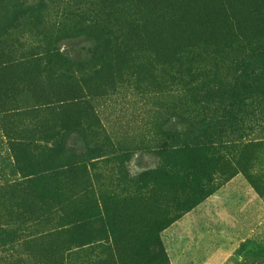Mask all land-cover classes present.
I'll list each match as a JSON object with an SVG mask.
<instances>
[{"label":"rangeland","instance_id":"1","mask_svg":"<svg viewBox=\"0 0 264 264\" xmlns=\"http://www.w3.org/2000/svg\"><path fill=\"white\" fill-rule=\"evenodd\" d=\"M25 1L28 6L35 0ZM242 1L225 0L228 13L234 16L235 32L239 40L249 38L263 43L264 0H259V12L255 11L254 3L244 0L242 4ZM168 6L167 1L139 2V38L129 39L130 44L139 45L133 64L126 66L128 76L124 75L111 89L104 86L101 96L91 101L107 137L119 152L127 153L123 169L135 182L124 192H117V201L109 208L114 219L113 235L107 243L94 242L83 250L66 243L63 233L48 239L43 238L46 233L34 235L11 247H0V264H264V68L248 67L246 62L240 64V49L236 44L228 46L227 54L213 55L215 50L201 43L211 42L219 33L221 16L216 14L217 5L178 4L173 11L187 24L173 19V11L166 10ZM159 9H164L161 17L156 13ZM198 12L203 16L202 25H211V31L189 22V17L198 16ZM14 17L11 3L1 2L0 42L15 46L18 52L29 45L43 46L39 29H43L44 22L37 29L30 26L23 29L13 21ZM48 18L45 33L61 21L55 12ZM197 33L200 37L189 49ZM93 39L88 32L74 33L58 37L53 47L74 64L75 70H81L82 64L91 58ZM178 56L183 69L193 62V66L203 67L210 75L217 64V74L231 88L238 79L236 87H242V103H234V109L225 118L218 110L212 126L200 127L206 116L191 103L183 86L171 82L172 73L168 74ZM17 75L18 80H23L25 90L16 92L15 98L9 95L7 103L16 104L18 110L2 113L0 103V187L21 180L14 159V153L20 151L10 147L13 142L28 138L45 145L42 140L54 115L51 106L40 98L63 91L62 86L51 81L36 79L27 83L28 74L23 69ZM2 89L0 83V94ZM232 101L228 98V102ZM188 120L196 130L188 129ZM177 135L223 136L232 147L225 155L231 169L214 172L206 195L193 204H185L184 195L179 196L165 183L155 184L148 176L147 183L137 182L141 175L165 168L167 163L155 152ZM51 144L52 141L47 146ZM66 149H72L69 153H79L85 145L80 137L73 135ZM110 167H103L101 174L95 173L93 181L102 185L105 192L116 189L115 183L114 188L108 187ZM73 183L63 188V198H72ZM11 204L8 197L0 200V215L9 212ZM43 230L53 231L41 227L34 231L39 234ZM69 248L77 255L68 256Z\"/></svg>","mask_w":264,"mask_h":264},{"label":"trees","instance_id":"2","mask_svg":"<svg viewBox=\"0 0 264 264\" xmlns=\"http://www.w3.org/2000/svg\"><path fill=\"white\" fill-rule=\"evenodd\" d=\"M4 1L11 3L15 16L13 21L18 23V27L37 29L43 22L44 27L39 29L43 46L29 45L18 52L15 46L0 42L2 113L18 110L16 104L9 105L7 101L9 95L15 98L16 92L25 90L23 80H18L19 69L28 74L27 83L36 79L51 81L56 86H62L63 91L59 95L50 93L40 98V101H46L51 106L54 115V121L45 130L46 136L42 140L45 145L36 144V141L28 138L10 145L12 149L20 151L19 154L14 153V159L21 180L0 187V200L8 197L12 203L10 211L0 215V247H11L16 242L45 233L44 239L54 235L58 238L63 233L67 237L66 243L81 250L94 242L105 244L113 235L114 219L109 208L116 203L117 192H124L135 182L125 175L123 169V164L128 160L127 153L119 152L118 147L107 137L91 101L101 96L104 86L111 89L124 75L128 76L126 66L133 64L135 49L139 45L130 44L129 39L139 38L137 19L141 0H35L28 6L25 0H0V3ZM156 1L160 4L167 1V12H172L178 4L188 7L200 4L205 7L212 2L217 5L216 14L221 16L218 37H214L211 42L205 40L201 43L215 50L211 53L213 55L227 54L228 46L236 44L237 49H240V64L246 62L248 67L264 68V42L251 41L249 38L239 40L236 27H233L234 16L228 13L225 0ZM246 1L254 3L255 11L259 12V0ZM53 12L59 14L61 21L54 23L49 27V33H45L46 20ZM156 13L161 17L164 9ZM252 15L258 16L255 13ZM171 17L187 24L181 20L178 12L173 11ZM201 19L204 22L201 13L198 16L191 15L189 22L202 25ZM202 26L211 31V25ZM84 32L94 38L92 55L82 64L83 69L75 70L74 64L56 51L53 41L60 36ZM199 37L200 33L194 36L189 49ZM171 65L168 71L169 75L172 73L171 82L183 86L191 103L206 116L200 122V127L212 126L218 110L222 113L221 117L229 116L235 107L234 103L244 100L240 94L242 87H236L239 80H235L233 88L229 87L226 79L217 74V64L211 75L203 67L193 66V62L183 69L179 56ZM228 98L233 101L228 102ZM220 104L222 108L218 107ZM192 124L188 120V129L196 130ZM73 135L80 137L85 145V149L79 153H69L72 149H66L69 137ZM89 139L92 146H89ZM224 139L223 136H173L170 144L161 145L155 152L162 162L167 163L165 168L143 174L137 182L140 185L147 183L145 178L148 176L155 184L165 183L179 196L184 195L185 204L199 202L206 195L212 174L231 169L225 155L229 154L232 147ZM51 141L53 144L48 147ZM175 158L178 160H170ZM107 165H111V184L108 187L114 188L113 183L116 184V189L109 192L103 191L102 185L93 182L95 173L101 174V169ZM71 181L74 182V189L69 200L63 198L61 193ZM12 206L15 211H12ZM40 227L53 231L43 230L36 234L34 230ZM67 255L75 256L77 253L69 248Z\"/></svg>","mask_w":264,"mask_h":264}]
</instances>
